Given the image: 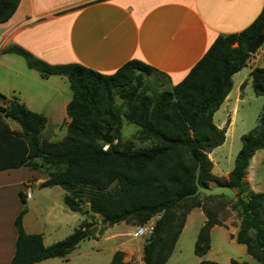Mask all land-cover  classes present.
I'll list each match as a JSON object with an SVG mask.
<instances>
[{"label": "trees", "instance_id": "1", "mask_svg": "<svg viewBox=\"0 0 264 264\" xmlns=\"http://www.w3.org/2000/svg\"><path fill=\"white\" fill-rule=\"evenodd\" d=\"M19 1L0 0V23L13 15ZM259 34H264V7L245 29L218 35L180 82L161 90L146 88L145 77L164 74L138 59L104 74L78 63L49 64L9 45L5 52L20 55L42 77L65 76L71 100L66 106L65 136L49 142L41 137L45 116L0 93V171L45 170L48 177L41 187H61L70 211L97 215L107 226L135 227L153 220V231L143 242L142 264H166L193 208H200L205 216L193 249L195 255H204L210 248L211 228L221 225L206 203L227 199L239 218L235 241L245 246L255 264H264V192L250 190L245 180L250 159L264 147V104L256 127L240 136L241 147L227 178L212 173L208 157L224 142L226 132V127L214 123L213 115L232 87V75L250 57L246 46ZM249 77L254 94L264 97V52L262 66L254 67ZM116 97L122 107L116 105ZM6 119L15 121L19 130L11 129ZM123 121L137 126L133 138L142 145L122 138ZM107 129L114 141L109 145L101 139ZM196 172L201 186H227L234 198L189 196L196 190ZM22 215L23 211L14 221L17 237L10 264L65 257L80 241L103 232L84 219L63 239L45 246L40 234L24 231ZM108 264L128 263L124 252L116 250ZM198 264L221 263L204 259ZM229 264L245 263L231 260Z\"/></svg>", "mask_w": 264, "mask_h": 264}, {"label": "crops", "instance_id": "2", "mask_svg": "<svg viewBox=\"0 0 264 264\" xmlns=\"http://www.w3.org/2000/svg\"><path fill=\"white\" fill-rule=\"evenodd\" d=\"M263 7L264 0H20L13 15L0 23V93L44 115L46 124L41 136L55 142L54 138L61 140L65 136L61 132H66L69 122V82L63 75L42 77L28 68L20 55L5 52L9 45H18L49 64L78 63L104 74L113 73L130 59H138L164 74L166 88H171L185 77L218 35L245 29ZM257 52L232 75V87L220 107L231 99L233 92L234 100L239 99L244 79L254 67L262 66L264 47ZM245 68L244 76L235 84L234 77ZM249 166L250 162L246 181L252 190ZM231 169L221 172L213 168L212 173L227 178ZM47 177L45 170L27 167L0 171V264H10L15 252L14 221L21 211L27 234H40L45 246L59 240L67 222L66 217H61L58 204L60 196L63 202L64 190L57 185L41 187ZM27 189L31 193L29 198L24 197ZM193 211L203 215L205 221L201 209H192L190 213ZM80 215L79 222L72 218L74 224L84 220L85 215ZM104 231L96 233L91 242L103 239L106 246L114 241L109 249L82 253V240L65 257L32 264H67L72 260V264H108L116 250L124 252L128 264L133 260L142 264L144 241L125 244L116 234L104 235ZM102 250L106 251L105 263L103 259L84 257ZM133 250L137 253L136 261Z\"/></svg>", "mask_w": 264, "mask_h": 264}, {"label": "rangeland", "instance_id": "3", "mask_svg": "<svg viewBox=\"0 0 264 264\" xmlns=\"http://www.w3.org/2000/svg\"><path fill=\"white\" fill-rule=\"evenodd\" d=\"M263 47L264 42L257 53H259ZM247 68L243 69L239 76L234 77L235 84L240 76H244ZM244 81H246V83L242 86V92H240L239 99L234 100L233 92L231 99L225 103L224 106L219 107L213 116L214 123L221 126L220 128L226 127V132L224 142L208 153V157L213 164L212 171L214 168V170L226 172L228 168L233 167L234 158L241 147L240 136L254 129L257 125V118L262 110L264 97L256 96L254 94L249 76H247ZM166 84V78L159 74L152 73L150 76L145 77V86L149 90H161L166 88ZM115 100L116 105L122 107L121 100L118 99V97H116ZM6 122L12 127L19 128V125L11 119H6ZM136 130V125L123 121L121 130L122 136L126 139H132L135 145L139 146L142 144L133 138ZM61 133L62 135L66 134L65 131ZM58 140H60V138H54L55 142ZM249 178L251 179V189L254 192H264V147L257 150L253 158L250 160ZM246 179H248V176H245V180ZM212 186L213 184L211 183L210 187ZM57 198L58 197L55 194L54 199L56 203ZM58 204L59 208H61V217L67 218V222L65 226L63 225L61 235L59 236V240H61L73 231V227L78 225L82 216L78 212L69 211L62 202V196L59 197ZM206 207L214 210L218 220L221 222V225L211 228L209 250L202 256L194 254V242L204 219L202 217L203 215H200L198 211L189 212L190 214L188 213L189 215L187 214L185 217L184 227L178 237L174 252L170 255L166 264H198L199 261L204 259L213 260L221 264H229L231 260L244 262L245 264H255L254 259L247 254L245 246L237 243L234 239L233 233L237 232L239 218L236 215V212L231 209L230 202L227 199H212L206 203ZM72 218H77L78 222H75L76 224H74ZM84 219L92 222L90 226L91 228H101L103 231L105 230L104 235L116 234V236L122 242H125V244H130L135 241L142 242L147 238L132 237L129 233L133 231L134 227L128 223H118L112 226H107L101 223L100 217L97 215H85ZM102 240L103 239L98 243H93L91 242V239H85L81 247L82 253L86 251L88 252L91 249H106V247L109 249L108 247L112 246L114 242H107L105 246V243ZM136 254V251L133 250V257L136 258L135 261L137 260ZM105 255L106 251L102 250L100 253H86L84 257L91 256L93 259H103V262L105 263ZM72 263L73 260L67 262V264ZM129 264H136V262L133 260V262H130Z\"/></svg>", "mask_w": 264, "mask_h": 264}, {"label": "water", "instance_id": "4", "mask_svg": "<svg viewBox=\"0 0 264 264\" xmlns=\"http://www.w3.org/2000/svg\"><path fill=\"white\" fill-rule=\"evenodd\" d=\"M263 42H264V34H259L255 39H253L246 46V52H248L250 55H254L257 52V50L261 47ZM101 139L105 145H109L112 142H114L110 136V129H107L105 131V133L101 136ZM195 185H196V190L192 194H190L189 196H195L198 194H203L205 196L224 195L229 199H232L234 197V191L227 186H219V185H214L212 187L201 186L198 182L197 172H196V177H195ZM83 209L87 210L88 205H85L83 207Z\"/></svg>", "mask_w": 264, "mask_h": 264}, {"label": "built area", "instance_id": "5", "mask_svg": "<svg viewBox=\"0 0 264 264\" xmlns=\"http://www.w3.org/2000/svg\"><path fill=\"white\" fill-rule=\"evenodd\" d=\"M30 189H27L25 192V198L30 197ZM154 228V221L150 220L142 225L135 226L133 231L129 234H131L132 237L134 238H139V237H148Z\"/></svg>", "mask_w": 264, "mask_h": 264}]
</instances>
